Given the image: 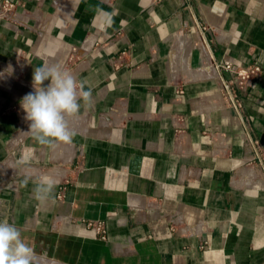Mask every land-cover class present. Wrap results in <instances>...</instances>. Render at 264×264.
<instances>
[{"label": "crops", "instance_id": "1", "mask_svg": "<svg viewBox=\"0 0 264 264\" xmlns=\"http://www.w3.org/2000/svg\"><path fill=\"white\" fill-rule=\"evenodd\" d=\"M3 1L0 222L34 264H264V0ZM226 62L261 66L240 104ZM45 64L92 92L55 149L21 107Z\"/></svg>", "mask_w": 264, "mask_h": 264}, {"label": "clouds", "instance_id": "2", "mask_svg": "<svg viewBox=\"0 0 264 264\" xmlns=\"http://www.w3.org/2000/svg\"><path fill=\"white\" fill-rule=\"evenodd\" d=\"M32 81L34 91L23 97L21 107L25 119L30 121L29 131L34 140L51 149L71 144L75 134L68 120L79 114L81 102L91 104V89L86 90V81H78L70 71L55 64L35 67ZM29 179L26 177L23 183L27 185ZM33 183V195L41 202L51 197L56 186L51 176ZM35 259L34 248L24 242L18 227L0 222V264H34Z\"/></svg>", "mask_w": 264, "mask_h": 264}, {"label": "built area", "instance_id": "3", "mask_svg": "<svg viewBox=\"0 0 264 264\" xmlns=\"http://www.w3.org/2000/svg\"><path fill=\"white\" fill-rule=\"evenodd\" d=\"M16 5L17 2L13 0H4L2 3L3 16L13 17V11L15 10ZM220 68L230 74V77L226 80L225 85L231 95V98L238 104H240L239 92L247 89L252 83V80H254L261 72V66L259 64H255L247 68H239L232 63L226 62L220 65ZM90 224L97 231L101 239H107V228L104 221H95ZM205 244L206 243L202 246L204 247Z\"/></svg>", "mask_w": 264, "mask_h": 264}]
</instances>
